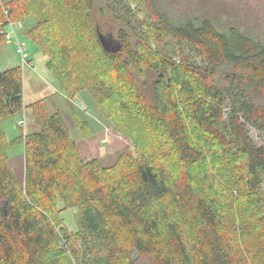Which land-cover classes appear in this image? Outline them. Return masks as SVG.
I'll return each mask as SVG.
<instances>
[{
  "label": "trees",
  "instance_id": "16d2710c",
  "mask_svg": "<svg viewBox=\"0 0 264 264\" xmlns=\"http://www.w3.org/2000/svg\"><path fill=\"white\" fill-rule=\"evenodd\" d=\"M116 2L0 0V46L9 21L34 18L26 35L61 88L88 91L136 145L113 165L85 159L42 98L29 105L38 127L15 139L25 144L18 177L0 124V264H264V145L249 133L264 129V42L208 18L176 22L155 0L143 22L152 34L138 33ZM104 7L122 22L116 35L97 18ZM100 33L118 47L106 50ZM166 36L181 48L164 47ZM142 66L155 74L151 96ZM27 108L22 67L0 69V121ZM60 204L78 206L76 231Z\"/></svg>",
  "mask_w": 264,
  "mask_h": 264
},
{
  "label": "rangeland",
  "instance_id": "374dc122",
  "mask_svg": "<svg viewBox=\"0 0 264 264\" xmlns=\"http://www.w3.org/2000/svg\"><path fill=\"white\" fill-rule=\"evenodd\" d=\"M155 2L159 8L166 9L176 22L187 21L191 18L199 20L208 18L223 31L236 27L264 42V0H155ZM116 4H119V15L130 19L138 33L146 31L152 34L151 29L143 25L144 21L151 22L145 8V0H117ZM97 18L106 30L113 29V35H116L122 26V22L114 20L105 7L97 9ZM30 22H35L34 18L27 22L14 23L18 36L27 44L26 58L31 59L32 64L23 63L22 56L17 51V42L14 39H7L0 46V69L5 70L16 66H21L23 69L24 100L28 106L26 110L11 114L0 121L8 138L10 140L18 139L38 127L29 105L46 98L52 111H60L63 114L70 134L78 143L85 159L97 157L104 165L109 166L117 162L119 156L127 148L135 152L134 139L118 130L113 120L102 116L101 109L88 91H80L74 98H70L61 88L58 78L48 66V56L26 35ZM6 31H11V28L7 26ZM154 44H159L156 38ZM161 44L169 50L181 48L177 40L171 36H166ZM182 45L186 55H191L192 59L203 64V58L198 56L190 46L185 43ZM142 67L144 72L135 71L137 80L144 93L151 96L155 74L147 67ZM76 113L81 119L89 122L87 131H93L92 134L86 135L77 125ZM22 118H25V124L19 122ZM249 133L257 145H264L263 128L249 124ZM8 155L14 172L18 177H22L25 164L24 142L15 140L8 150ZM63 207V204H60L64 224L68 229L76 231L78 229L76 217L78 206ZM245 212L254 219L251 209H247ZM257 212L259 213L258 209L256 214ZM250 221L248 218L246 222ZM246 222L238 223L237 229L242 230L243 224Z\"/></svg>",
  "mask_w": 264,
  "mask_h": 264
},
{
  "label": "built area",
  "instance_id": "2783aa9c",
  "mask_svg": "<svg viewBox=\"0 0 264 264\" xmlns=\"http://www.w3.org/2000/svg\"><path fill=\"white\" fill-rule=\"evenodd\" d=\"M8 26L11 28V31H6V38L9 40L14 39L17 42V51L21 54L23 63L32 64V60L26 58L27 44L18 36L16 24L12 21H9ZM19 122L21 124H25V118L20 119Z\"/></svg>",
  "mask_w": 264,
  "mask_h": 264
},
{
  "label": "water",
  "instance_id": "95a60500",
  "mask_svg": "<svg viewBox=\"0 0 264 264\" xmlns=\"http://www.w3.org/2000/svg\"><path fill=\"white\" fill-rule=\"evenodd\" d=\"M100 37L106 50L110 51L111 48L118 47L119 43L114 41L111 37L106 36L102 33H100Z\"/></svg>",
  "mask_w": 264,
  "mask_h": 264
}]
</instances>
